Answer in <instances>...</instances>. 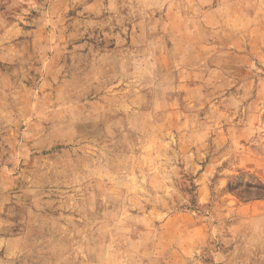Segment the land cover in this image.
I'll list each match as a JSON object with an SVG mask.
<instances>
[{"label": "rangeland", "instance_id": "374dc122", "mask_svg": "<svg viewBox=\"0 0 264 264\" xmlns=\"http://www.w3.org/2000/svg\"><path fill=\"white\" fill-rule=\"evenodd\" d=\"M259 182L264 0H0V264H264Z\"/></svg>", "mask_w": 264, "mask_h": 264}, {"label": "trees", "instance_id": "16d2710c", "mask_svg": "<svg viewBox=\"0 0 264 264\" xmlns=\"http://www.w3.org/2000/svg\"><path fill=\"white\" fill-rule=\"evenodd\" d=\"M248 185H249V187H250V186H252V183H249V182H248ZM254 187L256 188L255 191H254V192H256V195H263V196H264V184H262V183L259 182V184L254 185ZM229 188H230L231 190L237 191V193H238L239 195L242 194V191H240L241 189H238V185H237V184H236V185L230 184V185H229ZM240 193H241V194H240ZM241 196H242V195H241Z\"/></svg>", "mask_w": 264, "mask_h": 264}]
</instances>
